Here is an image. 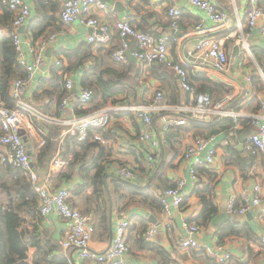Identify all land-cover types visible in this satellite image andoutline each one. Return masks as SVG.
I'll return each instance as SVG.
<instances>
[{"label":"crops","instance_id":"1","mask_svg":"<svg viewBox=\"0 0 264 264\" xmlns=\"http://www.w3.org/2000/svg\"><path fill=\"white\" fill-rule=\"evenodd\" d=\"M24 1L29 5L31 17L26 22L24 32L19 34L21 50L25 53L27 62L32 61V55L29 52V44L31 43L28 36L29 25L38 24L40 27L46 24L45 21L50 18L52 20V23L47 25L43 32V36L53 34L54 40L45 49L44 61L34 72L32 80L23 93L25 100L34 104L44 113L61 117H69L75 114L73 107L80 89L83 88L81 80L88 71L87 69L95 62L100 63V66L96 68L94 77L98 76L101 71L109 70L112 74L110 76L108 73L104 74V79L108 77L121 79L120 83H122L124 90L127 88L130 94L128 97L120 95L119 99L123 98L122 100H126L128 103H149L153 90L157 88L164 92L165 99L170 104H178L186 101V98L189 97L178 87V79L171 69L164 66L160 68H152L153 66H151L148 69L140 70L134 57L133 60H128V64L116 62L111 58L110 52L114 51L120 44V38L114 28L111 31L109 42L97 51L99 46L88 41V37L97 32L94 28L83 25L78 20L69 25H63L60 22L61 0ZM103 1L108 3L109 8L94 13L101 21L113 24L117 19H126L137 27L145 25L146 32L154 35H167L170 39L169 53L172 59L177 62L179 59L184 60L185 67L190 69L189 71L187 69V72L191 82L196 86L203 84L205 87L211 88L214 101L228 100L229 108L241 112V119H250L249 123L246 121L241 126L239 124V127H235L234 130L228 131L227 128H224L217 134H208L213 136L209 146L217 149L214 167L215 177L212 180V177L207 176V174L197 173L200 182L199 187L208 185L212 189L213 201L217 206L216 215L229 213L227 205L231 195L237 196L239 189L244 186L250 187L255 182L264 185V149L252 153L245 147L246 138L257 129L252 115L260 110V105L264 102V83L260 76V71L264 74V35L258 29H254L252 36H248L247 7L244 1L212 0L218 8L231 15L232 21L226 28L214 26L205 18L201 10L190 5L187 0H165L162 4H151L148 0ZM171 4H177L182 9L177 31L170 27V19L167 15V8ZM261 5L264 7V4L261 3ZM238 20L240 25H237ZM202 21L209 26L207 33H199L194 29V26ZM0 33H5V28L1 25ZM204 35L222 39L229 59L224 70L217 71L210 68L194 53L195 44ZM242 39H246L248 42L249 51L243 49ZM86 44H92V53L90 54V49L88 50L91 58L85 60L82 65L71 69L74 72L69 71L65 74V79L67 77L72 79V88L69 90L71 98L64 110H59L56 102L57 94L45 83L52 79V63L56 58L61 57L63 64H66V58L62 51L80 50ZM245 75L251 76V83L247 84L244 81ZM40 81L44 83L41 87H39ZM245 90L246 92L250 91L253 95L245 96ZM118 104H108L104 108ZM153 122L154 134L161 140L163 123L159 115L154 116ZM224 125L226 124L224 123ZM183 127L188 128V130H179V137L174 138L170 144L161 141L159 157L153 162H148L150 155L148 143L139 138L142 131L141 123L126 111H114L111 114L109 127L102 131L111 139L109 144L107 146H91L87 152L86 160L95 159L103 168V182L109 217L108 237L101 238L100 229L97 226L89 243L91 250L97 253L105 251L111 240L110 222L114 224L117 216L124 212L129 216L131 225L127 231L129 250L124 257L123 264H218L199 251L182 250L178 246L179 238L184 235L183 219L186 216L195 218L202 210L199 197L194 192L197 183L190 174L191 166L181 158L182 152L196 137V133L188 122ZM60 135L58 136L59 144L63 142L62 139L64 138L63 135ZM27 142L29 143L32 165L38 172L40 180L47 181L52 188H57L62 184L68 186L71 192L70 202L89 215L93 214L91 216L94 217L97 225V218L99 219L100 215L96 212V197L92 188L88 186L90 183L88 175H92L94 170L92 169L88 174L79 173L78 168L68 165L71 159L69 154L67 159L62 157L66 161V165L52 173L50 172L51 162L46 169L41 168L38 164L37 155L40 150L38 137L36 139L29 138ZM62 151L63 148H61L60 154ZM77 151L80 150L77 149ZM5 161H8L7 151L4 146L0 145V173L3 172ZM117 163L133 166L135 171L133 184L141 187L150 185L154 195L172 185L175 178H184V190L187 193L185 205L181 210L171 208L168 219L163 210L159 211L158 207L141 203L139 198L133 197L128 190L115 191L113 180L116 179L114 170ZM61 174H69L68 179H59L58 176ZM75 190L78 194L75 193ZM1 197L3 196L0 194V200ZM263 209L264 201L251 208L244 215L229 213L233 219H223L217 227H213L211 222L205 227L198 225L200 227L199 242L211 248L219 245L225 247L231 252V259L227 264H264V246L259 239V233L264 232ZM146 213L161 224V231H157L152 242L145 241L142 232H140L142 228L145 227L147 230L154 225L148 220ZM249 213L251 216L248 215ZM21 217L24 221L23 227L27 232L25 236L28 247L27 262H33L37 251V248L31 244V238L34 234L41 243L49 242L46 250L51 251L47 255V259L50 260L53 257L63 255L74 264H93L89 260H79L76 249L67 252L62 251L58 240L65 230L66 221L58 215L51 213L42 217L37 214L35 217H31L27 213H22ZM146 243H152L154 247L162 249L163 255L151 247H147ZM42 264L49 263L42 262Z\"/></svg>","mask_w":264,"mask_h":264},{"label":"built area","instance_id":"2","mask_svg":"<svg viewBox=\"0 0 264 264\" xmlns=\"http://www.w3.org/2000/svg\"><path fill=\"white\" fill-rule=\"evenodd\" d=\"M165 0H148L149 3H164ZM247 7V28L248 36H252L254 29H258L264 35V7L259 0H243ZM187 2L201 10L205 18L216 27L226 28L230 25L231 15L217 7L212 0H187ZM8 9L13 12V26L16 32L13 33V45L16 50L15 60L25 71V77L16 79L10 87V95L16 100L14 107H7L0 100V145L7 151L9 164L13 167L27 171L31 181V187L38 198V213L45 217L51 213L58 215L66 221V227L59 237L58 243L62 251L67 252L71 249L77 250L79 260H89L93 264H123L124 257L128 253L127 231L130 227L129 216L121 212L117 216L115 223L112 224V238L105 251L97 253L89 248V243L96 231L94 220L91 215L84 214L71 202L70 188L64 184L57 188H52L47 181H42L39 174L32 165L29 148L18 130L22 129L27 139L38 137V146L44 143L43 135L47 134L52 126H64L71 131L77 140L83 141L87 138L89 129H93V139L103 146L109 144L111 140L102 131L110 125L111 114L116 112H129L132 117L142 125L140 140L148 143L150 149L148 162H153L159 157L160 143H165L166 134L170 129L185 125L190 119L201 121H211L215 118L228 117L239 127L241 112L229 108V101H214L207 93L196 92L195 87L189 80V74L184 67L183 59L174 61L169 53V37L167 35H154L137 29L126 19H117L113 24L101 21L94 15L97 11L107 10L108 3L103 0H61L60 21L63 25H69L75 21L94 28L97 32L88 37V41L96 46L106 45L114 28L120 38L119 46L114 50L113 58L122 63H127L130 51L136 59V64L140 70L148 69L154 65H162L171 69L177 79L178 87L189 95L187 101L178 104H170L166 101L164 92L159 88L153 90L149 103L136 104L128 103L126 100L112 107L86 113L84 115H71L61 117L44 113L34 104L24 99L23 93L28 83L32 80L33 74L44 61V52L49 44L54 40L53 34H49L29 44V52L32 61H26V55L21 50V38L18 29L25 26L31 17L29 5L24 0H3ZM182 9L177 4H171L167 8V15L170 19V27L177 31L179 27V17ZM240 25V21H237ZM209 26L204 21L197 23L194 29L199 33H207ZM242 47L249 51V44L246 39H242ZM198 57L217 71L224 70L228 63V54L224 48L222 39L214 36H202L198 39L193 49ZM63 59L56 58L53 69H59ZM261 80L264 83V74L260 71ZM244 81L249 84L252 82L251 76L245 75ZM43 81L39 82V87ZM72 79H65V89L67 92L61 98L59 110H64L69 102ZM245 96H252L250 91ZM93 98V90L83 87L80 89L76 107H87ZM159 115L163 123L161 140L154 134V116ZM257 129L245 140V147L248 151L255 153L257 150L264 149V102L260 105V110L252 115ZM233 134V133H231ZM67 135L65 131L62 134ZM61 135V136H62ZM213 140L212 135H201L193 138L192 142L184 149L181 158L190 164V174L199 185L197 177V167H205L214 173L217 156V149L210 147ZM60 151L51 160L50 171L54 173L66 165V161L60 156ZM116 178L133 183L135 171L133 166L125 163H117L114 170ZM185 179L175 178L173 185L158 191L155 196L163 207V212L169 219L170 209L181 210L187 198L184 190ZM264 201V185L255 182L250 187L244 186L238 190V195H231L227 205V211L233 215H244L251 208L260 205ZM264 213V209H263ZM182 227L184 235L179 238L178 246L182 250L199 251L218 264H227L231 259V252L223 246L211 248L199 242L200 227L189 216L183 219ZM156 235L155 225L150 226L142 237L147 242H152ZM259 239L264 246V232L259 233Z\"/></svg>","mask_w":264,"mask_h":264},{"label":"trees","instance_id":"3","mask_svg":"<svg viewBox=\"0 0 264 264\" xmlns=\"http://www.w3.org/2000/svg\"><path fill=\"white\" fill-rule=\"evenodd\" d=\"M259 2L260 4H264V0H259ZM0 9L2 11L0 13V25L5 28V33H0V100L7 107H14L16 100L10 95L11 84L16 79L25 77L26 74L24 69L19 64H17L15 60L16 50L13 45V33L16 32L15 27L13 26L14 14L8 9L7 5L3 3V0H0ZM45 22L47 23L41 25L40 27L38 26V24L31 26L29 25L28 36L30 37L32 43L44 37L43 32L46 30L47 25H50V23H52V20L50 18ZM134 26L143 32L147 31L145 25H142L140 27H137L136 25ZM105 46L106 45L100 46L97 51ZM89 49L91 54L92 44H86L85 47L80 50L62 51L63 56L66 58V64H62L60 68L61 72L59 71V69H53L52 79L45 82L57 94L56 102L58 103V108L61 98L67 92V89H65V74L69 71H73L71 69L77 67L78 65H82L85 60L91 58V55L88 54ZM113 52L114 51L110 52L111 58H113ZM99 66L100 63L98 64L97 62L91 65L87 69L88 71L84 74V77L81 80L82 87H88L93 90V98L87 107H76V115H84L86 113L100 110L108 104L123 103V98H121V100L119 99L120 95H124L123 97H128L130 94L127 88H125L126 90H124L122 83H120L121 79H116L115 77H108L107 79L103 78L104 74L106 73H108L109 76L110 74H112L109 70L101 71L98 76L94 77L96 68H99ZM161 66L162 65H154L152 68H160ZM185 68L188 69L187 67ZM189 70L190 69H188V71ZM90 75L91 78H89ZM191 84L193 83L191 82ZM193 85L196 92L207 93L209 95L211 94V88H207L203 84H199L198 86H196L195 84ZM188 98H186V101L188 100ZM246 121L249 123L250 119H240V126L242 125V123L245 124ZM224 123L226 125H224ZM188 124L191 128L194 129L196 136H201L203 134H217L224 128H227L228 131H230L231 129H235V123H233L228 117L215 118L211 121L190 119L188 121ZM185 125L170 129L166 134L165 144H170V142L174 141V138L179 137V130L187 131L188 128L183 127ZM92 130L93 129H89L87 138L83 141L77 140L74 135L67 134L62 139L63 142H61V145L59 144L56 126L50 127L47 134L42 136V138L44 139V143L39 147L40 150L37 155V161L41 168L46 169L49 162H51V160L54 158L57 150L59 149L58 151H61V148H63L60 156L67 159L69 154L71 155V159L68 163L69 166L78 168V171L81 174H88V172H90L92 169L94 170L92 175H88L90 183L89 185H87L92 188L93 194L96 197V212L97 214L99 213L100 217L99 219L97 218V225L95 223L94 217L93 220L96 229L97 226L100 229V235L102 238L108 237L109 235V217L106 205L107 201L105 197L106 192L103 182V168L97 163L95 159L89 158L88 161L86 160L88 157V149L91 146L98 147L99 145H101L93 139ZM77 149H79L80 151H77ZM3 165V172L0 173V194L4 198L3 201L0 200V264H42V262H47L49 264H74L73 262H70L66 256L63 255L53 257L50 260L47 259V255L51 251L46 250L49 242L41 243L36 239L34 234L31 238V244L37 248V251L33 258V262H27L28 247L25 240L27 232L23 227L24 221L21 217V214L27 213L31 217H35L37 214L39 215L38 198L31 187V181L29 179L27 171H24L21 168L13 167L11 164H9L8 161H5ZM196 172H199V174L203 175L207 174V176L212 177V180H214L215 173H213L208 168L197 167ZM68 177L69 174H61L58 176L59 179L63 178L61 180L68 179ZM113 183L115 191L128 190V192H130L133 197H138L141 203L158 207L159 211L163 209L162 205L159 203L156 196L151 191L152 188H150V185L141 187L118 178L114 179ZM194 192L199 197L200 203L202 205V210L201 213L193 219V221H195L196 224L200 227H205L213 220L214 216L217 214V206L213 201V192L208 185L199 187L198 184L196 185ZM75 193L78 194L76 190ZM80 211L84 214L87 213L82 211L81 209ZM145 231L146 228L144 227L140 232H142L143 234ZM146 246L151 247L152 249L156 250L157 253L163 255V250L159 247H154L152 243H146Z\"/></svg>","mask_w":264,"mask_h":264},{"label":"water","instance_id":"4","mask_svg":"<svg viewBox=\"0 0 264 264\" xmlns=\"http://www.w3.org/2000/svg\"><path fill=\"white\" fill-rule=\"evenodd\" d=\"M24 30H25V26H21L19 29H18V32L19 33H23L24 32ZM127 55H128V57H129V59H132L133 58V56H132V54H131V52L130 51H128L127 52ZM133 60V59H132ZM135 61H136V59H134ZM18 134L20 135V136H22V138H23V140L26 142V144H27V147L29 148V143L27 142V138H26V136L24 135V132H23V130L22 129H19L18 130ZM30 154V153H29ZM248 215H250L251 216V213H249ZM146 216H147V218H148V220L152 223V224H154L155 225V227H156V235H157V231H161V224L154 218V217H152V216H150L148 213H146ZM223 219H233V217H231V215L229 214V213H221V214H218V215H216L214 218H213V220L211 221V225L213 226V227H217L218 225H219V223H221V221L223 220ZM111 223V225H110V239L112 238V222H110ZM155 235V236H156ZM111 241V240H110Z\"/></svg>","mask_w":264,"mask_h":264},{"label":"rangeland","instance_id":"5","mask_svg":"<svg viewBox=\"0 0 264 264\" xmlns=\"http://www.w3.org/2000/svg\"><path fill=\"white\" fill-rule=\"evenodd\" d=\"M211 95V97L214 99V97L212 96V94H210ZM215 100V99H214ZM56 129H57V134H58V136L61 134H63L65 131L67 132V134H71V131L69 130V129H67V127H64V126H56ZM60 135V136H61ZM198 136V135H197ZM37 138V136L35 137V139ZM51 172V171H50ZM1 200L3 201L4 200V198L3 197H1ZM186 201V200H185ZM185 201H184V203H183V205H182V207L185 205ZM76 208H78V209H80V207H76ZM85 214H87L88 215V213H85ZM92 219H93V217H92ZM193 219H194V217H192V216H189V220L190 221H193ZM193 222H195V221H193ZM196 223V222H195Z\"/></svg>","mask_w":264,"mask_h":264}]
</instances>
